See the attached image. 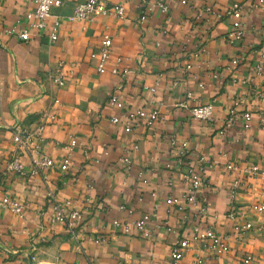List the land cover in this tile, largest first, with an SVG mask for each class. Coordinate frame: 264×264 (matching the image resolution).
I'll return each mask as SVG.
<instances>
[{
  "label": "crops",
  "instance_id": "1",
  "mask_svg": "<svg viewBox=\"0 0 264 264\" xmlns=\"http://www.w3.org/2000/svg\"><path fill=\"white\" fill-rule=\"evenodd\" d=\"M83 1L66 0L51 9L52 15L60 17L55 43L46 35L33 36L24 43L8 36L6 30L14 24L25 26V14L34 8L33 0H0V200L9 195L28 205L23 218L0 207V264H29V255L34 257L32 264H168L180 225L178 215L168 212L164 198L183 190L177 179L173 186L167 185L170 173L164 164L170 159L166 140L170 135L188 140L193 155L201 154L216 163L208 173L204 196L210 213L216 216V229L231 236V250L218 262L207 264H240L243 253L253 254L254 264H264V232H246L242 239L232 236L233 227L243 221L264 224V213L250 208L264 204V132L256 119L249 130H244L239 120L223 134L219 132L233 101L246 95L250 86L242 82L251 76L256 60L252 51L264 46L260 34L264 15L247 14L246 38L241 45L247 58L233 69L229 61L238 49L224 38L230 22H216L204 13L199 17V13L205 6L238 0L174 2L166 15L149 9L150 0H101L108 7L122 4L124 18L109 15L92 22H68L73 7ZM103 35H110L113 44L106 72L99 75L88 55ZM117 58L121 59L119 72L113 74ZM124 69L129 71L125 76ZM58 72L61 84L54 85L50 77ZM253 83L262 85L261 79ZM186 92L195 97V102L187 101L188 107L213 105L212 122L192 120L189 111L177 105ZM113 93L122 96L128 109L157 105L162 119L125 134L121 125L111 122L117 111L108 107L107 99ZM242 109L256 118L264 113V100H246ZM44 113L53 119L47 120L38 145L57 162L68 155V172L55 168L43 177L33 176L29 157L35 155L29 153L22 157V175L6 173L5 163L15 149V128L35 129ZM70 137L77 138L78 146L69 151L64 147ZM133 145L138 149L131 155V169L126 170L123 155ZM227 161L240 167L258 164L260 169L255 178L244 180L246 187L236 196L235 206L244 215L236 219L227 216L228 190L235 177L224 168ZM139 170L147 171V184L136 180ZM48 189L61 200L74 201L82 212L74 237L62 226L46 224ZM139 195L144 196L141 202L136 201ZM154 203L158 220H166L170 231L156 228L147 239L113 227L114 220L129 223L150 212ZM122 204L132 207L133 214L119 211ZM100 236L106 241L95 242ZM200 250L199 245H192L183 264H192Z\"/></svg>",
  "mask_w": 264,
  "mask_h": 264
},
{
  "label": "built area",
  "instance_id": "2",
  "mask_svg": "<svg viewBox=\"0 0 264 264\" xmlns=\"http://www.w3.org/2000/svg\"><path fill=\"white\" fill-rule=\"evenodd\" d=\"M66 0H33L34 8L25 14V26L20 27L17 24L12 25L6 34L14 37L21 42H28L33 36L46 35L50 43L57 41V32L60 26V17L51 14L52 8L61 7ZM174 2H179L181 5H187L188 0H150L149 9L158 10L161 14H168L171 5ZM206 14L209 18L216 22H230V29L225 34V41L228 45L237 48L238 52L229 61L233 69L241 66L246 58L242 52L241 45L246 38L245 19L247 14H262L264 15V0H238L226 5L205 6L199 13ZM115 16L124 18L123 5H114L108 7L101 0H84L77 3L72 10V13L66 17L70 23L84 21L92 22L99 16ZM144 16L140 17L143 21ZM260 34L264 39V23L261 25ZM113 41L110 35H103L98 45L92 50L88 58L94 62L96 72L101 75L106 72V65L110 59V51ZM252 50V49H251ZM256 60L252 67L251 76L244 80L243 84H249L246 95L237 97L232 106L228 109L224 120L219 124V132H224L231 129L241 120L244 130H249L253 125V120L256 119L257 127L264 132V113L254 115L242 109V104L246 100L251 102L264 100V46L257 50ZM121 59L115 60V67L112 69L113 74H117L118 65ZM190 66L187 65L186 69ZM129 73L128 70H122L125 76ZM213 78L219 79L218 75H213ZM261 79L262 85L257 86L252 81ZM236 84L237 79H231ZM50 81L54 85L61 84V73H56L50 77ZM219 84H223L219 81ZM200 88L201 85H198ZM150 92H155V89H149ZM184 99L177 105L189 111V116L195 121H213L214 107L212 104L193 105L188 107L187 101H194L195 97L192 92H186ZM107 105L111 109L117 111V114L111 117V122L115 125H121L125 134H130L139 127H150L162 119V113L159 107L149 106L136 109H128L123 102L122 96L117 93L111 94L107 99ZM162 104L160 103V106ZM53 116L44 113L41 115L35 129L28 130L25 128L16 127L12 133V142L15 149L9 154L5 163L6 173H15L22 175L24 172V163L22 157L26 154L33 153L35 156H30V174L44 176L48 171L58 168L63 174L67 173L71 164V159L67 155L62 161L57 162L53 157L41 152L38 142L41 141V136L47 127V120H52ZM167 145L169 148L170 159L164 164V169L170 173L167 181L169 187L173 186V179H177L182 185L183 190L180 194H168L164 198V204L171 214L178 215L180 225L179 238L172 245L168 253V264H183L184 255L190 250L192 245H199L201 250L194 255L192 264H207L208 262H218L222 257L229 254L231 247L229 245V235L220 233L216 227V216L209 211V206L204 196V190L209 185L208 173L212 171L216 165L215 161L199 154L193 155L189 148V141H179L175 135L167 137ZM78 146L76 137H70L68 144L65 145L66 150H72ZM138 149L137 145H133L127 149L123 155V161L126 165V170L131 169V155ZM226 171L233 172L235 177L228 190L229 211L227 216L230 219L239 218L242 213L235 206V199L239 192L245 189L244 180L247 178H255L259 172L258 164L245 163L239 166L237 163L227 161L224 164ZM136 180L142 184H147V171L139 170L136 174ZM150 197L155 198V194L151 193ZM144 196L139 195L136 198L137 202L143 201ZM48 206V214L46 224L48 227L62 226L70 236L74 237V230L82 221V212L77 208L74 201L70 199H59L57 193L48 189L46 193ZM89 202V199H85ZM27 204L17 201L9 195H4L0 200V207L17 218H23L27 209ZM252 211L262 214L264 213V204L253 205L250 207ZM117 209L125 212L128 215L133 214L132 207L119 205ZM158 206L154 203L151 206V211L141 214L139 218L132 222L113 221V227L119 228L123 234L129 235L131 232H137L144 238H151L154 229H167L166 220H158ZM244 216V215H243ZM257 231L264 232V224L255 226L249 221H243L233 227L232 236L236 239H242L246 232ZM103 236L95 239V242H105ZM264 253V250L262 251ZM255 256L251 253H243L239 257L240 264H254ZM34 257L31 255V262ZM35 264H45L36 262ZM56 264V263H52Z\"/></svg>",
  "mask_w": 264,
  "mask_h": 264
},
{
  "label": "water",
  "instance_id": "3",
  "mask_svg": "<svg viewBox=\"0 0 264 264\" xmlns=\"http://www.w3.org/2000/svg\"><path fill=\"white\" fill-rule=\"evenodd\" d=\"M28 261H29V264H32V262H31V255H29Z\"/></svg>",
  "mask_w": 264,
  "mask_h": 264
}]
</instances>
